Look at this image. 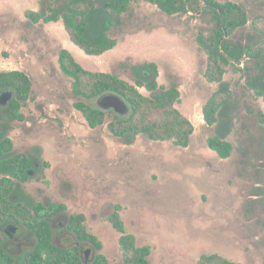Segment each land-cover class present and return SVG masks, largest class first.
I'll return each instance as SVG.
<instances>
[{
	"label": "rangeland",
	"instance_id": "obj_1",
	"mask_svg": "<svg viewBox=\"0 0 264 264\" xmlns=\"http://www.w3.org/2000/svg\"><path fill=\"white\" fill-rule=\"evenodd\" d=\"M233 1L246 7L251 21L264 15V0ZM41 7V0H0V69L25 71L33 81L21 109L24 121L9 119L0 106V124L7 125L14 151H33L41 164L24 191L41 203H65L64 216L84 214L86 229L102 242L97 251L109 264H125L129 254L110 221L115 210L137 245L151 247V264H198L204 253L264 264V124L246 109L251 104L264 113V99L253 100L243 73L226 67L225 80L235 94L228 137L234 150L220 158L207 142L215 126L203 116V105L218 88L204 76L207 53L198 41L199 34L207 36L215 26L204 4L198 12L170 15L134 0L122 25L111 31L118 44L99 56L74 50L62 21L34 23L26 16ZM248 31L249 25L230 38L245 39ZM61 48L86 69L111 72L131 83L132 65L156 62L159 83L179 86L177 107L195 125L190 145L144 135L127 143L108 129L112 116H119L113 109L105 111L107 123L90 127L74 106L73 79L59 66ZM72 239L55 243L66 247Z\"/></svg>",
	"mask_w": 264,
	"mask_h": 264
},
{
	"label": "trees",
	"instance_id": "obj_2",
	"mask_svg": "<svg viewBox=\"0 0 264 264\" xmlns=\"http://www.w3.org/2000/svg\"><path fill=\"white\" fill-rule=\"evenodd\" d=\"M134 0H41L39 11L28 10L26 16L38 23L40 21H62L70 40L88 55L99 56L112 50L118 40L111 31L122 25L123 16L129 11ZM157 5L163 12L187 14L199 11L202 4L211 14L215 23L211 32L199 34L198 41L206 50L207 65L205 78L210 83H218V88L203 105L205 122L215 126V134L208 137V146L220 158H229L234 150L228 139L233 126L234 91L225 80L226 67L232 65L243 73L246 89L253 100L264 99V15L255 16L252 21L246 7L233 0H145ZM197 11V12H198ZM249 31L245 39L230 38L236 32L246 28ZM61 70L73 79L72 92L77 97L74 103L92 128L104 125L107 118L105 111L91 106L85 100L92 99L105 91H115L123 95L132 105V113L125 118L112 116L108 123L110 132L127 143H132L137 136L144 135L155 141H172L175 145L188 147L195 132L194 123L177 107L181 92L177 84L166 86L159 83V67L154 61L132 65L131 73L135 83H131L111 72L86 69L67 48H61L58 54ZM144 87L150 94H144ZM13 88L15 98L6 108L8 118L24 121L21 111L31 97L33 81L22 70L0 69V91ZM249 113L255 114L264 124L261 109L246 105ZM0 131V218L14 217L22 221L30 231L37 225L31 211L24 205L19 207L5 201L7 192L12 188V181L4 176L9 174L26 180L29 162L22 154H12L13 140L6 135L7 125ZM260 144L264 150V128ZM65 203L49 201L40 203L39 241L34 251L22 260H15L3 248L0 241L1 264H109L103 253H98L92 262L85 263L76 246L64 247L52 240V228L49 217L66 211ZM86 216L82 213L71 215L70 228L82 241L92 243L101 250L102 242L90 233L85 226ZM114 228L122 233L120 244L129 254L125 264H151L149 245L138 246L136 237L126 232L125 224L118 210L110 215ZM198 264H243L222 256L219 253H204Z\"/></svg>",
	"mask_w": 264,
	"mask_h": 264
},
{
	"label": "flooded vegetation",
	"instance_id": "obj_3",
	"mask_svg": "<svg viewBox=\"0 0 264 264\" xmlns=\"http://www.w3.org/2000/svg\"><path fill=\"white\" fill-rule=\"evenodd\" d=\"M14 148L12 154H22L26 156L30 165L26 170V180L16 178L9 174L4 175L12 181V188L7 192L5 201L7 203L10 202L11 205L16 207L25 205L37 221L35 229L30 231L22 221L14 217L8 216L0 218V241L2 246L15 260L19 261L24 259L27 253L34 251L39 241V214L41 202L35 200L34 197L26 193L24 187L36 177L37 173L41 172V164L37 161V155H35L33 151L15 152ZM43 204L46 205L45 203ZM64 215L65 213L62 211L49 217L52 228V240L56 242V239L62 241V238H73V244L67 247L76 246L80 251V256L83 261L85 263L92 262L98 254L96 247L88 241L80 240L74 230L70 228L71 215ZM85 247L87 248L86 250H84ZM90 248L92 250H90Z\"/></svg>",
	"mask_w": 264,
	"mask_h": 264
},
{
	"label": "water",
	"instance_id": "obj_4",
	"mask_svg": "<svg viewBox=\"0 0 264 264\" xmlns=\"http://www.w3.org/2000/svg\"><path fill=\"white\" fill-rule=\"evenodd\" d=\"M15 96L16 91L13 88L2 89L0 91V106L7 108ZM93 101L95 103L90 105L94 108L102 111L113 109L120 118L128 117L132 113L131 103L123 95L112 90L105 91L92 98Z\"/></svg>",
	"mask_w": 264,
	"mask_h": 264
},
{
	"label": "crops",
	"instance_id": "obj_5",
	"mask_svg": "<svg viewBox=\"0 0 264 264\" xmlns=\"http://www.w3.org/2000/svg\"><path fill=\"white\" fill-rule=\"evenodd\" d=\"M70 43L72 44L71 46L74 47V50H77L79 48L77 45H75L71 40ZM81 51H83L81 48H79ZM84 52V51H83ZM85 53V52H84Z\"/></svg>",
	"mask_w": 264,
	"mask_h": 264
},
{
	"label": "clouds",
	"instance_id": "obj_6",
	"mask_svg": "<svg viewBox=\"0 0 264 264\" xmlns=\"http://www.w3.org/2000/svg\"><path fill=\"white\" fill-rule=\"evenodd\" d=\"M45 145H46L48 150H51V143L50 142L46 141Z\"/></svg>",
	"mask_w": 264,
	"mask_h": 264
}]
</instances>
